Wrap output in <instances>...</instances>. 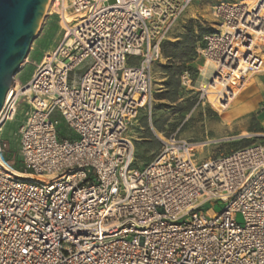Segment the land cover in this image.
<instances>
[{
	"label": "built area",
	"instance_id": "built-area-1",
	"mask_svg": "<svg viewBox=\"0 0 264 264\" xmlns=\"http://www.w3.org/2000/svg\"><path fill=\"white\" fill-rule=\"evenodd\" d=\"M192 1L50 0L61 39L0 110L1 131L28 107L14 161L0 137V264H264V133L201 160L172 134L134 166L129 126L150 111L153 66ZM212 16L219 30L197 57L219 81L221 60L245 64L238 90L264 71V0L220 2Z\"/></svg>",
	"mask_w": 264,
	"mask_h": 264
},
{
	"label": "rangeland",
	"instance_id": "rangeland-1",
	"mask_svg": "<svg viewBox=\"0 0 264 264\" xmlns=\"http://www.w3.org/2000/svg\"><path fill=\"white\" fill-rule=\"evenodd\" d=\"M236 1L238 0H193L174 26L168 42H172L173 38L185 37L190 27L196 36L195 48H201L203 37L219 30L218 23L212 16L213 6L220 2ZM52 2L49 1V6L40 21L28 53L13 77L12 88L26 84L44 54L52 50L61 39V19L55 8L51 6ZM68 2L69 0H65L66 4ZM165 63L162 58L153 66L150 111L148 108L141 110L128 129V136L135 148V167H140L141 162V158L137 156L135 142L138 150L144 151L143 153H148L149 148H153L155 152L153 156H155L161 147L159 139L176 134L197 144L195 151L201 160L229 154L257 140L255 137L248 139L236 138V136L264 133V71L248 77L245 85L235 90L234 100L225 110H222L209 102L214 100V95L209 94L206 97L204 86L213 71L209 62L202 60L201 57H195L187 65L190 69L191 83L189 86H183L180 80L181 97L176 103L164 98L162 67ZM84 67L85 64L76 69L71 77L75 78L81 74ZM27 109L24 100L19 101L14 119L0 131V137L11 149L7 151L9 162L15 160V154L12 151H18L17 130L25 119ZM53 117L58 121L59 135L71 136L64 120L57 113H54ZM146 137H150V144L141 142ZM219 209L216 206L215 210ZM237 219L240 221L241 217L238 216Z\"/></svg>",
	"mask_w": 264,
	"mask_h": 264
},
{
	"label": "water",
	"instance_id": "water-1",
	"mask_svg": "<svg viewBox=\"0 0 264 264\" xmlns=\"http://www.w3.org/2000/svg\"><path fill=\"white\" fill-rule=\"evenodd\" d=\"M49 0H0V110Z\"/></svg>",
	"mask_w": 264,
	"mask_h": 264
},
{
	"label": "trees",
	"instance_id": "trees-1",
	"mask_svg": "<svg viewBox=\"0 0 264 264\" xmlns=\"http://www.w3.org/2000/svg\"><path fill=\"white\" fill-rule=\"evenodd\" d=\"M195 37L193 29L189 27L185 37L173 42L166 41L162 45V55L167 59V64L162 67V72L167 76L164 81V98L173 103L181 97L179 94L181 74L185 71L189 72L187 65L197 57Z\"/></svg>",
	"mask_w": 264,
	"mask_h": 264
},
{
	"label": "bare ground",
	"instance_id": "bare-ground-1",
	"mask_svg": "<svg viewBox=\"0 0 264 264\" xmlns=\"http://www.w3.org/2000/svg\"><path fill=\"white\" fill-rule=\"evenodd\" d=\"M48 6H49V2H48L47 7ZM47 7H46V10H47ZM224 62H225V64H226V62L227 63L229 62L227 64V69L229 70V72H227L226 75L223 74L221 77V81H219V79H217L214 76V66H213V71H212L209 79L210 80L214 79V82L212 83V85H210L208 87V90L206 91V93H207L206 97H208L209 94H212L215 97L214 100L209 101L211 103V105H213L215 107H220L222 110H225L229 106L230 102H232L234 100L235 90H237L235 88L236 84H238V79L241 76H244L245 69H246L245 64H242L241 62H239L236 65V63L234 64L233 59L225 58V60L224 59L221 60V64H223ZM234 66H235V68H234ZM231 88H234L233 92H230L229 89H231ZM9 95H10V90L6 94V99L9 97ZM248 135L249 134H243V135H240V137H248ZM236 137H238V136H236Z\"/></svg>",
	"mask_w": 264,
	"mask_h": 264
},
{
	"label": "crops",
	"instance_id": "crops-1",
	"mask_svg": "<svg viewBox=\"0 0 264 264\" xmlns=\"http://www.w3.org/2000/svg\"><path fill=\"white\" fill-rule=\"evenodd\" d=\"M176 40H178V38H173V41H176ZM172 41V42H173ZM164 60H165V62H167V59L166 58H164V56L162 57ZM165 64H167V63H165ZM164 64V65H165ZM162 75L164 76L163 77V81H165L166 80V78H167V76H166V74L164 73V72H162ZM69 131V130H68ZM69 133L71 134V136H69V137H65V138H69V139H74L75 138V136L69 131ZM64 137V136H63ZM150 137H146V138H144V139H142V143H146V144H150L149 142V139ZM135 144H136V149H137V156H139L140 158H141V162H140V167H143L144 165H146L147 163H149L152 159H153V155L155 154V152H154V150H153V148H149L150 149V151L148 152V153H143L144 151H139L138 150V145H137V143L135 142Z\"/></svg>",
	"mask_w": 264,
	"mask_h": 264
}]
</instances>
